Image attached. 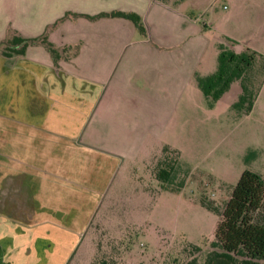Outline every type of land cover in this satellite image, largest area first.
Returning <instances> with one entry per match:
<instances>
[{
  "label": "crops",
  "instance_id": "crops-1",
  "mask_svg": "<svg viewBox=\"0 0 264 264\" xmlns=\"http://www.w3.org/2000/svg\"><path fill=\"white\" fill-rule=\"evenodd\" d=\"M2 5L0 0V264H67L99 216L106 184L125 162L153 151L149 128L121 108L111 109L114 100L169 97L160 81L141 83L127 71L114 72L120 52L140 35L131 21L74 14L135 12L150 21V12L144 4L111 9L108 0H8L6 9ZM12 32L27 39L46 34L59 50H79L63 55L58 64L41 43L7 58L2 48ZM229 39L238 52L251 48L264 56V21L249 42ZM138 41L152 42L148 36ZM145 49L134 56L142 61L143 74L155 62L159 70L177 72V53L159 46ZM190 51L186 63L194 60ZM199 57L193 78L202 74L204 51ZM237 83L223 96L236 98L229 106L242 92ZM169 86V98H177L175 80ZM261 98L264 83L253 110ZM157 143L162 147L155 157L163 149ZM89 183L92 190L84 188Z\"/></svg>",
  "mask_w": 264,
  "mask_h": 264
},
{
  "label": "rangeland",
  "instance_id": "rangeland-1",
  "mask_svg": "<svg viewBox=\"0 0 264 264\" xmlns=\"http://www.w3.org/2000/svg\"><path fill=\"white\" fill-rule=\"evenodd\" d=\"M6 1L2 0L5 9ZM108 5L111 9L143 5L150 12L151 22L145 16L143 22L152 42L138 41L146 37L140 32L131 39L120 52L116 75L127 71L134 81H160L169 97L170 82L175 80L178 95L114 100L111 109L121 108L149 128L148 144L153 147L149 157L158 155L162 146L157 142L179 150L181 157L176 176L165 189L152 175L155 155L125 162L106 184L99 216L67 264H99L106 257L118 264H185L193 245L202 248L198 253L202 259L212 250L220 219L203 202L222 211L245 170L264 177V98L249 115L229 106L236 98H223L216 109H210L191 71L204 51L200 75L215 72L216 45L227 38L249 42L264 21V0H108ZM150 46L177 53L175 74L159 70L156 62L147 65L149 74L142 73V61L134 56ZM188 49L194 60L186 63ZM254 73L257 89L262 75ZM236 86L240 88L239 83ZM83 185L94 188L91 183Z\"/></svg>",
  "mask_w": 264,
  "mask_h": 264
},
{
  "label": "trees",
  "instance_id": "trees-1",
  "mask_svg": "<svg viewBox=\"0 0 264 264\" xmlns=\"http://www.w3.org/2000/svg\"><path fill=\"white\" fill-rule=\"evenodd\" d=\"M75 17H87L92 20L101 18H121L131 21L137 30L147 35L143 18L135 12L113 11L94 16L74 14ZM43 44L51 53L54 62L63 55H76L78 47H66L59 50L46 34L38 38H23L17 32L3 44L2 53L11 58L25 55L28 47ZM226 43V44H225ZM219 45L218 65L214 73L207 76L197 75V85L207 100L210 109H214L232 85L239 82L242 92L232 109L249 115L264 83V56L251 48L237 51L236 42L227 38ZM262 75L260 86L254 85L255 71ZM180 151L165 145L159 156L153 159V178L165 189L176 176L180 163ZM152 162V163H153ZM203 206L216 213L220 219L215 231L212 250L200 259V246H192V257L185 264H264V177L252 170H245L234 186L230 199L222 211L216 206L203 202ZM99 264H118L114 258H103Z\"/></svg>",
  "mask_w": 264,
  "mask_h": 264
}]
</instances>
